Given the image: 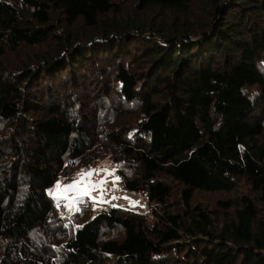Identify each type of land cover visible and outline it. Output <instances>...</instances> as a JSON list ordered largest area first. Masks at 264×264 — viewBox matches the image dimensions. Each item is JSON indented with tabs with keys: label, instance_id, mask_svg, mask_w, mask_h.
<instances>
[{
	"label": "trees",
	"instance_id": "trees-1",
	"mask_svg": "<svg viewBox=\"0 0 264 264\" xmlns=\"http://www.w3.org/2000/svg\"><path fill=\"white\" fill-rule=\"evenodd\" d=\"M130 1L0 0V264H264V0ZM117 98L138 99L135 128L108 117ZM115 146L153 222L114 206L67 236L48 189Z\"/></svg>",
	"mask_w": 264,
	"mask_h": 264
},
{
	"label": "rangeland",
	"instance_id": "rangeland-1",
	"mask_svg": "<svg viewBox=\"0 0 264 264\" xmlns=\"http://www.w3.org/2000/svg\"><path fill=\"white\" fill-rule=\"evenodd\" d=\"M14 5H17V0H8ZM123 1L122 9L124 12H131L133 9V3L130 0H119ZM20 6V5H19ZM22 9H24L22 7ZM84 28L78 26L73 29L82 32ZM42 50L47 51L46 47ZM43 53H38L35 57ZM12 59L15 61H23L24 58L20 54L11 55ZM260 69L264 72V62L260 65ZM72 94V96L70 95ZM76 95L75 91L68 90L63 93L64 98L74 97ZM112 96V95H111ZM119 100V98H117ZM79 100H76L74 104L78 106ZM111 104L115 106V112L111 110L108 117L115 115L114 123L118 126H126L129 129L136 127L137 116L139 110L136 105L138 104V99L133 103H124L119 100V104H115L111 101ZM262 106V105H261ZM102 113V111H100ZM264 122V115H263ZM3 130V126H0V131ZM109 151L101 152L100 156L95 160L90 162V164H81L80 161H75L70 172L67 175H59L56 183L48 189V193L51 196L54 204V211L52 212L51 218L49 219L52 223L60 224L63 227V233L70 235L74 227L79 223L78 220L84 221L90 218L95 213L100 211H107L111 207H119L122 209H132L143 213L145 218L149 223L153 222L154 216L152 214L151 203L143 204L142 197L144 196L143 191L130 192L126 190L121 182V178L117 174V163H115L114 157L118 155L120 148L115 146V148H108ZM125 165V164H124ZM126 173L128 170L125 167H121ZM99 170L95 172L90 178H85L76 189L65 190V185L71 184L74 179L77 178V174L82 170ZM111 173V174H109ZM133 173V172H131ZM119 177L117 180L116 178ZM159 180L165 181L171 185V194L168 203L171 205V210L178 212L182 209V202L180 200L179 189L181 188L179 184L172 181L165 175H158ZM101 180H106L102 186L92 189L88 195L83 194V189L89 184H96ZM59 183L60 188L57 189V184ZM241 194H250V189L245 181H239L237 186L228 192H201L195 191L192 197V203H200L202 207H213L218 199L234 198ZM115 197V199L113 198ZM126 197V198H125ZM95 198V199H94ZM70 206V207H69ZM79 209V210H77ZM107 236L121 237V230L119 228L109 229L106 232ZM61 236L65 234H60ZM62 237V238H63Z\"/></svg>",
	"mask_w": 264,
	"mask_h": 264
},
{
	"label": "snow or ice",
	"instance_id": "snow-or-ice-1",
	"mask_svg": "<svg viewBox=\"0 0 264 264\" xmlns=\"http://www.w3.org/2000/svg\"><path fill=\"white\" fill-rule=\"evenodd\" d=\"M99 170H88L84 171L82 170L80 173L77 174V178L74 179V181L71 184L65 185V190H71V189H76L80 191L81 189L78 188V185L85 179V178H90L95 172ZM111 174V173H109ZM117 180L119 177L116 178ZM104 183H106V180H101L97 182L96 184H89L87 187H85L82 191L84 195H88L92 189H95L97 187L102 186ZM60 188L59 183L57 184V189ZM115 199V197H113ZM126 198V197H125ZM95 199V198H94ZM70 207V206H69ZM79 210V209H77Z\"/></svg>",
	"mask_w": 264,
	"mask_h": 264
},
{
	"label": "built area",
	"instance_id": "built-area-1",
	"mask_svg": "<svg viewBox=\"0 0 264 264\" xmlns=\"http://www.w3.org/2000/svg\"><path fill=\"white\" fill-rule=\"evenodd\" d=\"M142 203H143V204H148V203H149V199H148L147 196L144 195V196L142 197Z\"/></svg>",
	"mask_w": 264,
	"mask_h": 264
},
{
	"label": "clouds",
	"instance_id": "clouds-1",
	"mask_svg": "<svg viewBox=\"0 0 264 264\" xmlns=\"http://www.w3.org/2000/svg\"><path fill=\"white\" fill-rule=\"evenodd\" d=\"M145 195V194H144ZM146 196V195H145Z\"/></svg>",
	"mask_w": 264,
	"mask_h": 264
}]
</instances>
